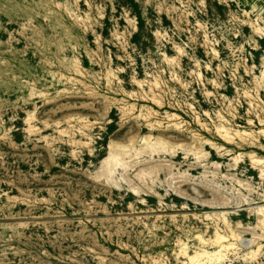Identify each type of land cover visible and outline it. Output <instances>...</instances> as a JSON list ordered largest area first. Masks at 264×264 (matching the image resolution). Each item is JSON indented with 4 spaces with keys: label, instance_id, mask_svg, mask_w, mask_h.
Returning a JSON list of instances; mask_svg holds the SVG:
<instances>
[{
    "label": "rangeland",
    "instance_id": "rangeland-1",
    "mask_svg": "<svg viewBox=\"0 0 264 264\" xmlns=\"http://www.w3.org/2000/svg\"><path fill=\"white\" fill-rule=\"evenodd\" d=\"M259 160L264 0H0V264H264Z\"/></svg>",
    "mask_w": 264,
    "mask_h": 264
},
{
    "label": "bare ground",
    "instance_id": "bare-ground-1",
    "mask_svg": "<svg viewBox=\"0 0 264 264\" xmlns=\"http://www.w3.org/2000/svg\"><path fill=\"white\" fill-rule=\"evenodd\" d=\"M227 157H228V156H227ZM258 162H259V163H260V162H261V163H264V161H263V160H261V161L259 160V161H257V163H258Z\"/></svg>",
    "mask_w": 264,
    "mask_h": 264
}]
</instances>
